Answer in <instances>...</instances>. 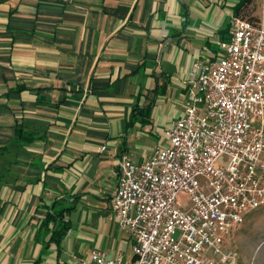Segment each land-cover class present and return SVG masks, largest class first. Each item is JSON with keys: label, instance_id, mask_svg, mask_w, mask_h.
<instances>
[{"label": "crops", "instance_id": "1", "mask_svg": "<svg viewBox=\"0 0 264 264\" xmlns=\"http://www.w3.org/2000/svg\"><path fill=\"white\" fill-rule=\"evenodd\" d=\"M238 2L0 0V264L134 259L118 160L148 157L182 116L192 63L217 56Z\"/></svg>", "mask_w": 264, "mask_h": 264}, {"label": "built area", "instance_id": "2", "mask_svg": "<svg viewBox=\"0 0 264 264\" xmlns=\"http://www.w3.org/2000/svg\"><path fill=\"white\" fill-rule=\"evenodd\" d=\"M217 46L192 63L170 145L118 160L112 209L134 259L94 249L76 264H237L227 238L264 207V23L235 15Z\"/></svg>", "mask_w": 264, "mask_h": 264}, {"label": "rangeland", "instance_id": "3", "mask_svg": "<svg viewBox=\"0 0 264 264\" xmlns=\"http://www.w3.org/2000/svg\"><path fill=\"white\" fill-rule=\"evenodd\" d=\"M232 1L235 2L236 0ZM241 13L250 20L264 23V0H252L245 5ZM216 48L219 51L217 45ZM155 132L159 135L153 137L156 145L162 147L170 145L169 140L156 128L154 129ZM226 160L223 157L217 164L224 165ZM179 199L186 200V195L181 193ZM77 232L78 229L75 226L72 233L76 235ZM225 247L227 250H233L237 253V264H264V207L246 216L243 223L228 236ZM127 251L132 253L130 243L127 245Z\"/></svg>", "mask_w": 264, "mask_h": 264}, {"label": "trees", "instance_id": "4", "mask_svg": "<svg viewBox=\"0 0 264 264\" xmlns=\"http://www.w3.org/2000/svg\"><path fill=\"white\" fill-rule=\"evenodd\" d=\"M252 0H239V2L236 4L235 6V15L236 16H240L242 18H246L242 15L241 11L242 9L245 7V5L249 4ZM248 19V18H246ZM250 20V19H249ZM250 21H253V20H250ZM64 230V228H63Z\"/></svg>", "mask_w": 264, "mask_h": 264}]
</instances>
